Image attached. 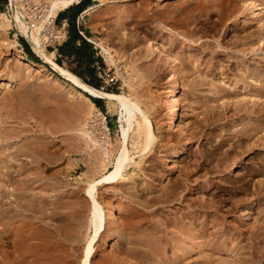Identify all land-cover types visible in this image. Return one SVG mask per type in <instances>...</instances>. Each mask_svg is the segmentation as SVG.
<instances>
[{
    "label": "rangeland",
    "instance_id": "obj_1",
    "mask_svg": "<svg viewBox=\"0 0 264 264\" xmlns=\"http://www.w3.org/2000/svg\"><path fill=\"white\" fill-rule=\"evenodd\" d=\"M48 1H18L19 10L30 26L44 22L39 38L47 35L44 40L47 53L54 54L58 65L88 84L137 98L158 130L157 145L153 146L154 153H150L154 155V160L150 159L152 164L146 163L148 156L141 163V167L147 165L148 172L129 166L124 173L137 174L133 178L139 184L140 195L123 196L118 190L124 187L117 186V182L98 189V199L104 208L114 206L122 213L119 215L120 232L108 225L109 229L95 247L93 264H127L129 260L131 264H233L238 262L236 253L243 246L247 248L243 247L238 257L255 254L259 264H264L263 236L257 237V229L260 230L257 225L264 223V146L250 148L247 152L237 146L242 142L244 147L251 146L257 139L255 136L238 142V131L251 120L248 111L264 103V98L257 95L259 84H252L243 72L247 66L262 65L264 69V59L260 60L264 57V45L258 39L251 43L247 40L250 34L257 35L264 23V4L258 5L264 0H80L54 19L47 16ZM2 15L11 24H4ZM13 19L10 0H0V141L4 143L0 142V155L5 150L0 161L11 160L10 142L18 147L27 145L20 148L25 152L24 161L29 155L23 163L28 162L30 170L20 161L28 170L24 169L26 175L20 176L26 186L20 190L12 184L0 188L1 194L6 191L0 200L13 203L15 195L23 205L22 214L16 219L2 220L4 224L8 221L7 232L0 222V264H82L87 242L93 235L91 203L85 188L91 179L109 169L100 164L103 150L110 147L111 160L119 153L123 137L121 109L114 111L106 99L90 97L96 109L89 115L79 114L81 103L80 109L90 107L89 102L75 96L81 90L74 88L73 93L69 82L57 79L60 76L44 61ZM64 33L66 40L61 43L57 36ZM150 45L155 48L154 53L148 51ZM167 59L174 60L179 72L182 98L179 121L184 126L183 132L173 131L170 135L163 101L168 88V62L172 61ZM9 76L13 77V82L7 81ZM81 122L91 125L94 131L91 137L102 148L84 139L85 124ZM3 126L10 128L11 131L7 128L10 133L14 132L6 141L3 138L9 132H4ZM171 136L175 138L170 140ZM259 136L264 138V130ZM140 147L130 139V155L136 161H140ZM226 151L231 152L230 167L212 175L202 172L205 176L198 181L197 176H190L187 188L180 190L182 201H152L167 188L183 182L184 172L192 170L195 174L204 162L214 168L217 161L206 162L207 154L215 153L217 160ZM257 154L263 159L262 172L252 181L247 175L257 164ZM169 158L173 160L168 162ZM247 178L252 181L249 190L253 192L243 188L241 194L238 187ZM259 180L262 183L260 194L253 189L254 181ZM148 182L156 184L155 192L142 191ZM197 183L199 186H194ZM206 224H209L208 233L203 231ZM110 240L115 241V246L104 250ZM221 243L226 244L228 251Z\"/></svg>",
    "mask_w": 264,
    "mask_h": 264
},
{
    "label": "bare ground",
    "instance_id": "obj_2",
    "mask_svg": "<svg viewBox=\"0 0 264 264\" xmlns=\"http://www.w3.org/2000/svg\"><path fill=\"white\" fill-rule=\"evenodd\" d=\"M18 1L19 0H10V2H11V7H12V11H13V20H15V22H16V24H17V27L19 28V30L24 34V36L26 35L28 38H29V40L30 41H32L33 43H34V45H35V47H36V51H38V53L42 56V58L44 59V61L46 62V63H48L49 65H50V67L60 76V78L58 77L57 79H59L60 81H62V82H65V81H67V82H69L70 83V85H72L73 87H72V89L71 90H74V88H76V89H79V90H81L80 92H76L75 93V96H78V97H80L81 99H83V100H85V101H87V102H89V109L88 110H85V109H80L81 108V105H82V103H81V105L78 107L79 108V114H84V113H86V114H90L91 113V111H92V109L94 110V109H96V107H95V103L90 99V97H95V98H100V99H106L107 101H108V103H109V105H111V109L113 108L114 109V111H119V109H121V120L120 121H122V123H123V125H122V134H123V137L121 138V141H120V146L118 147L119 148V153L115 156V158L113 159V160H111V155H110V151H109V149H110V147L109 148H107L105 145V149L103 150L104 152H103V157L100 159V164H102V166L104 167V168H108V166H109V169L108 170H106V171H104L98 178H93V179H91L90 181H89V183H88V185L86 186V188H85V193H86V196L90 199V205H91V218H90V224H91V226H92V229H93V235H91L90 236V238H89V240H88V242H87V247H86V249H85V253H84V257H83V261H82V264H93V260H94V257H95V247L97 246V243L101 240L100 238L102 237V234L107 230V228L109 229V226H110V224L112 225V228L114 229V230H116V231H119L120 229V226H121V224H120V220H119V215L122 213L121 212V209H116L114 206H110L109 208H107V209H105L104 208V206L101 204V202L99 201V199H98V189H99V187H101V186H104V185H106V184H114V183H116L117 182V186H119V185H122L124 188H120L121 190H118V191H121L122 192V194H123V196L125 195V194H128V196H129V194L131 195H133V194H135V195H138L139 193V184H137L138 182H136L135 180H134V178H133V176H136L134 173V175L132 176V173H131V175H125L126 174V170L129 168V166H134V168L135 169H139L140 167H141V163L143 162V160L145 161V157H147L148 156V158H146L147 160H146V163L147 162H150L151 163V161L152 160H150V159H153L154 157V155L152 156V154H150V153H154L153 152V146L155 145H157V144H155V142H156V140H158L157 139V135H156V133H157V128H156V126L154 125V123H153V121L150 119V117L148 116V114H147V112L146 111H144L141 107H140V101L138 102V100L136 101V99L134 100L133 98H131V97H128L126 94L124 95V94H119V93H110V92H106V91H103V90H101V89H98V88H96V87H94V86H92V85H90V84H88V83H86L82 78H80L79 76H77L76 74H74V73H72L71 71H69V70H67V69H65V68H63L62 66H60V65H58L55 61H54V59H53V56H54V54H49V53H47V49H46V43L44 42V40H45V38L47 37V35L45 36L44 35V37L42 38V39H40L39 38V36H40V34L43 32V29L45 28V26H44V22H42V23H40V25H37V24H31L32 26H30L27 22H26V19L24 18V14L19 10V7H18ZM261 1V0H260ZM80 2V0H49L48 1V3H49V10H48V12H47V16H49V18L50 19H54V18H56L61 12H63V11H65V10H67L68 8H70L71 6H73V5H75V4H77V3H79ZM250 2V1H249ZM21 3V2H20ZM251 3V2H250ZM264 4V1H261V3L260 4H258V5H263ZM255 7L257 6V5H254ZM253 6V7H254ZM264 7V6H263ZM263 7H261L260 9H262ZM263 11V10H262ZM252 13H254V10H253V12ZM262 13V12H261ZM263 15V14H262ZM4 18V24H7V25H9V19L5 16V15H2ZM30 17V16H29ZM28 17V18H29ZM2 18V17H1ZM31 18H32V16H31ZM263 18V17H262ZM260 19V18H259ZM264 21V20H263ZM33 22V21H32ZM13 23V22H12ZM30 23V22H29ZM259 23V22H258ZM11 24V23H10ZM262 24V23H261ZM260 27V26H259ZM258 32V31H257ZM252 33V32H251ZM58 37V40L62 43V42H64L65 40H66V34L64 33V34H62L61 36H57ZM258 39V41H260L263 45H264V23L262 24V26H261V28H259V33L257 34V35H255L254 33L253 34H250L249 35V37L247 38V40L251 43V42H253V41H255V40H257ZM243 41V40H242ZM249 43V44H250ZM42 47V48H41ZM252 47V46H251ZM254 47V46H253ZM263 47V46H262ZM264 49V48H263ZM249 50V49H248ZM106 51V50H105ZM148 51H151V52H155V48L154 47H152L151 45L149 46V50ZM244 51V50H243ZM261 51H262V49H261ZM246 52V51H245ZM248 52V51H247ZM250 52H254V51H250ZM255 52L257 53V51L255 50ZM258 55V54H257ZM261 55V54H260ZM261 56H263V55H261ZM168 58V57H167ZM170 58V57H169ZM264 59V57H260V60H263ZM169 60H172V59H167L166 61H169ZM264 61V60H263ZM25 66H28L29 64L28 63H25L24 64ZM31 66V65H30ZM244 66V65H243ZM262 66V65H261ZM261 66H247V68L245 67V69L243 70V72H244V75H246V77L249 79L250 78V82L252 83V84H254V83H258L259 85H257V90H259V93L257 92V95L259 94V96L261 97V98H264V69L261 67ZM18 73V72H17ZM16 74V73H15ZM14 76V75H13ZM242 77V76H241ZM240 78V77H239ZM13 80V77L11 76H9L8 78H7V81H12ZM13 82V81H12ZM167 83H168V88H166V95H164L165 97H164V99H163V101L165 102V107H166V125H167V127H168V129H169V135L171 134V132H183V123H182V121H179V108L181 107V104H182V98H181V96H180V90H181V85H180V82H179V72H178V69H177V67L174 65V60H172V61H169L168 62V75H167ZM256 85V84H255ZM254 86V85H253ZM250 87H252V85H250ZM254 88H255V86H254ZM255 91V90H254ZM73 93L75 92V90L74 91H72ZM212 92V91H211ZM255 93V92H254ZM259 96L257 97V98H259ZM23 98V97H22ZM30 98H32V97H30ZM35 98V97H34ZM29 99V98H28ZM259 100V99H258ZM12 101H14V100H12ZM21 101H23V100H21ZM27 101V100H26ZM35 101V100H34ZM263 101V100H262ZM29 102V101H28ZM28 102H26L27 103V105H28ZM33 102V101H32ZM23 103H24V101H23ZM21 104V105H24V104ZM25 103V104H26ZM34 103V102H33ZM263 103V102H262ZM262 103H260L259 104V106L257 107L256 106V109L254 110V111H248V114H249V116H250V121L249 122H247V123H243L242 122V124H244L243 125V128L241 129V130H239L238 132H239V134H238V136H239V140H238V142H242V141H245V139H249L250 137H254L255 138V136H257V139L255 140V142L251 145V146H246V147H244L243 146V142L242 143H240V144H238L237 146L238 147H242L243 148V152H247L250 148H253L254 149V147H256V148H260L262 145L264 146V141H263V137L262 136H259V134L260 133H262V131L264 130V107H263V104ZM19 103H17V105H18ZM35 104V103H34ZM33 104V105H34ZM38 104V103H37ZM33 105H30V106H33ZM20 106V105H19ZM35 106H36V104H35ZM38 106V105H37ZM84 106V105H83ZM23 107V106H22ZM29 107V106H28ZM28 107H26V108H28ZM34 107V106H33ZM74 107V106H73ZM250 107V106H249ZM255 107V106H254ZM25 108V109H26ZM36 108H38V107H36ZM248 108V107H247ZM25 109H23V110H25ZM28 109H30V107L28 108ZM35 109V108H34ZM146 109V108H145ZM32 110V109H31ZM72 110H73V108H72ZM1 111V110H0ZM33 111V110H32ZM36 111V110H35ZM21 112V111H20ZM37 112H38V110H37ZM36 112V113H37ZM94 112V111H93ZM98 112V111H97ZM72 113H74V112H72ZM76 113H78V110H76ZM95 113V112H94ZM119 113V112H118ZM138 115H141L140 117L142 118V120L141 121H139L138 119ZM32 116V115H31ZM33 117V116H32ZM77 117H79L78 115H77ZM88 117V116H87ZM208 117V116H207ZM91 118V117H90ZM83 119V118H82ZM88 119V118H87ZM84 120V119H83ZM243 121V120H242ZM82 122H84V121H82ZM81 122V123H82ZM137 123V124H136ZM193 123V122H192ZM241 123V122H240ZM239 123V124H240ZM83 124V123H82ZM85 124V125H84ZM83 125V127H84V130L82 131V134H83V136L85 137L84 139H87V140H90L89 142H93L94 143V145L96 146V147H98V146H100V148H102L101 147V145H100V143H97L98 141L96 140V141H94V138H92L91 137V134L93 135L94 133V131H92L91 129H90V127H91V125L89 126V123H84ZM91 124V123H90ZM235 124V123H234ZM75 125V124H74ZM237 125V124H236ZM241 125V124H240ZM135 126H137V128L135 129ZM6 127V126H5ZM42 127V126H41ZM81 127V126H80ZM93 127V126H92ZM157 127H159V125L157 126ZM235 127V126H234ZM238 127V126H237ZM1 128V127H0ZM3 128H4V126H3ZM2 128V129H3ZM8 128V127H7ZM7 128H4V132H9V135H7L6 133H4L3 131V133L4 134H6L5 136V138H3V139H5L4 141H6V140H8L7 138H12L14 135L12 134V133H14V132H12V133H10V131H11V129L10 128H8L10 131H8V129ZM12 128H14V127H12ZM23 128V127H22ZM82 128V127H81ZM94 128V127H93ZM25 129H27V128H25ZM78 129H80V128H78ZM187 129V128H186ZM6 130V131H5ZM19 130V129H18ZM162 130V129H161ZM20 131V130H19ZM22 131H24V130H22ZM80 131H81V129H80ZM225 131L226 132H229L227 129H225ZM0 132H1V130H0ZM16 132H18V131H16ZM234 132V131H233ZM236 132V131H235ZM237 132V133H238ZM23 133V132H22ZM4 134H1L2 136H4ZM12 134V137L10 136ZM81 134V135H82ZM133 134H134V136H133ZM21 135V134H20ZM159 136V135H158ZM16 137V136H15ZM215 137H216V135H215ZM2 137H0V139H1ZM169 138V137H168ZM175 137H170V140L172 139H174ZM130 139H132L133 140V142H135L136 143V145L137 146H140L141 145V155H139L140 157H138V159L140 158V161L138 160V161H136V158H134V157H131V155H130V150L131 149H129V142H130ZM10 140L11 139H9V141L8 142H10ZM162 140V139H161ZM3 141V140H2ZM23 142H24V140H22ZM1 142V141H0ZM22 142V143H23ZM32 142V141H31ZM86 142V141H85ZM1 143H3V142H1ZM29 143V142H28ZM39 143V142H38ZM252 143V142H251ZM4 144V143H3ZM2 144V145H3ZM10 145V147H11V152H12V154H10L9 156H12V158L11 157H8V158H11V160L9 161V162H7V161H4V160H1L0 161V188H2V186L3 187H5L4 185H8V187H9V185H11L12 184V186L13 187H15V189H18V190H20V189H22V187L26 184V181L24 180V178H23V180H22V178L20 177V176H22V177H24L22 174H24V173H27L28 172V170L27 169H25V167H24V165L27 167V163L28 162H26V164H24L23 163V156H22V154L24 155V151H23V153L21 152V148L20 147H24V146H20V147H18L17 145H15V144H13V145H11V142L9 143ZM21 144V142L19 143V145ZM27 144V143H26ZM31 144H33V143H31ZM30 144V145H31ZM36 144H37V142H36ZM88 144V143H87ZM91 144V143H90ZM1 145V144H0ZM15 145V146H14ZM22 145V144H21ZM160 145V144H159ZM36 146V145H35ZM89 146V145H88ZM92 146V145H91ZM110 146V145H109ZM25 147H27V145L25 146ZM24 147V148H25ZM28 147H30L29 145H28ZM31 148V147H30ZM30 148L28 149V148H26V149H28L29 151H30ZM32 148H35L34 146L32 147ZM37 148H39V147H37ZM91 148V147H90ZM140 148H139V150H140ZM158 148H160V147H158ZM157 148V149H158ZM7 149H8V147H7ZM6 149V150H7ZM78 149V148H77ZM137 149V148H136ZM135 149V150H136ZM156 149V150H157ZM25 150V149H24ZM41 150V149H40ZM79 150V149H78ZM133 151H134V149H132ZM164 150V149H163ZM228 150V149H227ZM238 150V149H237ZM35 152L37 151L36 149L34 150ZM34 151H32L33 152V154L35 153ZM150 151H152V152H150ZM4 153H5V150L3 151ZM3 152H2V154H3ZM7 152V151H6ZM26 152H27V150H26ZM40 152V151H39ZM44 152V151H43ZM42 152V153H43ZM134 152H136L137 153V151H134ZM237 152V151H236ZM30 153V152H29ZM101 153V152H100ZM112 153V152H111ZM114 153H116V152H114ZM238 153V152H237ZM2 154L0 155V156H2ZM7 154V153H6ZM9 154V153H8ZM28 154V153H27ZM31 154V153H30ZM40 154V153H39ZM97 154V153H96ZM150 156H149V155ZM168 154H169V152H168ZM170 154H177V153H170ZM214 154V155H213ZM213 154H207V159H206V162H211V163H213L214 161H217V164L214 166V168H211V167H209V166H207V164L204 162L203 164H200L199 165V169L195 172V174L193 173V171L191 172V171H186V172H184V174H183V177H184V180H183V182H181V183H179L177 186H175V187H171V188H167L165 191H164V193L162 194V195H159V196H155L153 199H152V201H154V203H158V202H161V201H167V202H169V201H179V200H181V197H179V194L181 193V189L182 190H185V188H187V186L189 185V183L188 182H191V181H189L190 180V176H197L196 177V181H198L201 177L203 178V175L204 174H201L202 172H204V173H207V174H216V173H221V172H223V171H225V169L226 168H228L227 166H229L230 167V165H228V160H229V156H230V154H231V152L230 151H226L225 153H223L224 155H222V156H220L219 158H217V160H215V158H216V156H215V153H213ZM112 155L114 156L115 154H113L112 153ZM7 156V155H6ZM28 156L29 155H27V159H28ZM33 156V155H32ZM32 156H30V158L32 157ZM37 156V155H36ZM102 156V155H101ZM132 156H133V154H132ZM171 156V155H170ZM206 156V155H205ZM215 156V157H214ZM218 156V155H217ZM4 157H5V154H4ZM25 157H26V154H25ZM24 157V158H25ZM32 158H34V157H32ZM256 158V162H257V164H256V166L255 167H252V168H250L251 170H250V172H249V174L247 175V177L249 176V177H251V180L253 181V179H255V178H257L258 176H260V174H261V172H262V158H261V156L260 155H258L257 154V156L255 157ZM0 159H1V157H0ZM27 159L25 160V161H27ZM32 160V159H31ZM37 160V159H36ZM148 160H150V161H148ZM154 160V159H153ZM157 160V159H156ZM173 159H171V158H169L168 159V162H170V161H172ZM20 161H22V163L24 164H22ZM24 161V162H25ZM35 161V160H34ZM155 163H156V161H154ZM198 162V161H197ZM11 163V164H10ZM34 163V162H33ZM32 164V163H31ZM152 164V163H151ZM154 164V163H153ZM157 164V163H156ZM189 164V163H188ZM197 164V163H196ZM144 165V164H143ZM155 165V164H154ZM145 166H147V165H145ZM145 166H142L140 169L141 170H147V168L145 167ZM157 166V165H156ZM28 167H29V165H28ZM27 167V168H28ZM153 167H155V166H153ZM150 168V167H148L149 169H154V168ZM158 167V166H157ZM30 168V167H29ZM28 168V169H29ZM35 168V167H34ZM37 168V167H36ZM132 168V167H131ZM27 170V172H24L23 173V170ZM113 169V170H112ZM134 169V170H135ZM137 169V170H138ZM248 169H249V167H248ZM24 170V171H25ZM30 170V169H29ZM32 170V169H31ZM145 170V171H146ZM183 170H185V169H183ZM33 171V170H32ZM31 171V172H32ZM153 171V170H152ZM30 172V174H32ZM131 172H133V171H131ZM139 172H144V171H139ZM147 172H148V170H147ZM125 173V174H124ZM130 173V172H129ZM135 173H136V171H135ZM128 174V173H127ZM145 174V173H144ZM24 175H26V174H24ZM28 175V174H27ZM32 176V175H31ZM205 176V175H204ZM30 177V176H29ZM190 177V178H189ZM20 180H19V179ZM27 178V176L25 177V179ZM132 178H133V180H132ZM28 179V178H27ZM26 179V180H27ZM32 179H34V178H32ZM246 178H244V180H245ZM248 179V178H247ZM29 180V179H28ZM180 180V179H179ZM195 180V179H194ZM201 180V179H200ZM249 181V179L245 182L244 181V183L242 184V186L241 187H238L240 190H239V192L244 188V189H248L249 190V188H250V186H252L251 184H252V181ZM30 181V180H29ZM32 181V180H31ZM150 181V180H149ZM234 181V180H233ZM234 182H238L237 180L236 181H234ZM255 182V184H253V186H254V190H255V193H259L260 192V190H261V187H262V183H261V181L259 180L258 182H256V181H254ZM28 183H30V182H28L27 181V184ZM32 183V182H31ZM35 183V182H34ZM33 183V184H34ZM36 183H38V182H36ZM35 183V184H36ZM200 183V182H199ZM199 183H197V184H195L194 186H199ZM228 183V182H227ZM32 184V185H33ZM34 184V185H35ZM235 184H237V183H235ZM239 184H241V183H239ZM156 185V184H155ZM155 185L153 184V182H148V185L143 189L142 188V191L144 190V191H148V193L150 194V193H153V192H155ZM191 185V184H190ZM26 186V185H25ZM227 186V185H226ZM233 186V185H232ZM239 186V185H238ZM144 187V186H143ZM31 188V187H30ZM164 188V187H163ZM199 188H202V187H198V189ZM234 188V187H233ZM235 188H237V186H235ZM237 188V189H238ZM32 189V188H31ZM198 189H197V191H198ZM215 189H217V187L215 188ZM228 189V188H227ZM231 189H232V187H231ZM2 190V189H1ZM141 190V189H140ZM163 190V189H162ZM27 191V190H26ZM25 191V192H26ZM30 191V190H29ZM226 191V190H225ZM229 191H230V189H229ZM228 191V192H229ZM250 191H252V190H249V193H250ZM262 191V190H261ZM2 193H3V191H1ZM6 191H4V193H5ZM161 192V191H160ZM232 192V191H231ZM253 192V191H252ZM251 192V193H252ZM3 193V194H4ZM241 193V192H240ZM243 193V192H242ZM241 193V194H242ZM247 193V192H246ZM3 194H1L0 193V196L1 195H3ZM214 194V193H213ZM230 194H232V193H230ZM236 194V193H235ZM260 194V193H259ZM4 195H6V194H4ZM9 195V194H8ZM12 195V194H11ZM10 195V196H11ZM20 195V194H19ZM140 195V194H139ZM215 195V194H214ZM249 195V194H248ZM251 195V194H250ZM126 196V195H125ZM234 196H236V195H234ZM233 196V197H234ZM251 196H254V195H251ZM257 196V195H256ZM259 196V195H258ZM3 197V196H2ZM12 197V196H11ZM17 197V196H16ZM19 197V196H18ZM134 197H136V196H134ZM148 196H146V198H147ZM222 197V196H221ZM9 198V197H8ZM15 199V201H13L12 199ZM13 198H10L11 199V201H13V203L11 202V203H9V202H7L6 203V201L5 202H3L4 201V199H3V201L2 200H0V222H2V220H10V221H13L14 219H16L18 216H19V214L22 212V208H23V205L21 204V200H20V202H18L19 200L18 199H16L15 198V195H14V197ZM20 198V197H19ZM128 198V197H127ZM130 198V197H129ZM133 197L131 196V199H132ZM22 199V198H21ZM143 199V198H142ZM18 200V201H17ZM261 200V199H260ZM182 201V200H181ZM208 202V201H207ZM239 202H240V200H239ZM239 202H236V203H239ZM205 203H206V201H205ZM216 203V202H215ZM234 204V205H237V204ZM202 204V203H201ZM207 204V203H206ZM212 204V203H211ZM220 204V203H219ZM218 204V205H219ZM204 205V204H203ZM233 205V206H234ZM238 205H240V204H238ZM208 206V205H207ZM209 206H211V205H209ZM209 206H208V208H209ZM152 207V206H151ZM122 208V207H121ZM155 208V207H154ZM203 208V207H202ZM215 208V207H214ZM221 208V207H220ZM219 208V209H220ZM264 207H262V209H263ZM124 209V208H123ZM158 209V208H157ZM204 209V208H203ZM217 209V208H216ZM222 209V208H221ZM229 209V208H228ZM227 209V210H228ZM235 209H237V207L235 208ZM235 209H233V211L235 210ZM230 210V209H229ZM203 211V210H202ZM231 211H232V209H231ZM154 212V211H153ZM218 212V211H217ZM204 213V212H203ZM22 214V213H21ZM161 214V213H160ZM197 214V213H196ZM202 214V213H201ZM223 215V214H222ZM169 216V215H168ZM184 216H186V215H184ZM155 217V216H154ZM218 217V216H217ZM224 217V216H223ZM262 217V216H261ZM179 218H181V217H179ZM183 218V217H182ZM186 218V217H185ZM221 218V217H220ZM175 219V218H174ZM196 219V218H195ZM192 221V220H191ZM220 221V220H219ZM218 221V222H219ZM264 221V220H263ZM262 221V222H263ZM178 222V221H177ZM259 222H261V221H259ZM3 224H4V222H2ZM169 223V222H168ZM221 223V222H220ZM222 223H224V222H222ZM1 224V223H0ZM6 225H8V221H7V223H5ZM5 224H4V227L5 228H3V231H5L6 230V226H5ZM11 224V223H10ZM174 224V223H173ZM262 224V223H261ZM109 225V226H108ZM178 225V224H177ZM186 225V224H185ZM207 225V226H206ZM206 225H204L205 226V228L203 229V231L204 232H207L208 231V226H209V224H206ZM210 225H212V224H210ZM217 225V224H216ZM263 225H264V223H263ZM263 225H261V226H259V225H257L258 227H260V230L259 229H257L258 231V234H257V237H261V236H263V238L261 239L263 242H264V231L263 230H261L262 228V226ZM158 226V225H157ZM179 226V225H178ZM182 226V225H181ZM181 226H180V228H181ZM213 226V225H212ZM214 226H215V224H214ZM256 226V227H257ZM111 227V226H110ZM185 227V226H184ZM183 227V228H184ZM257 227V228H258ZM264 227V226H263ZM160 228V227H159ZM112 229V230H113ZM119 229V230H118ZM185 229V228H184ZM183 229V230H184ZM222 229V228H221ZM221 229H219V230H221ZM264 229V228H263ZM1 231V230H0ZM260 231V232H259ZM263 231V232H262ZM6 232H7V230H6ZM120 232V231H119ZM182 232H184V231H182ZM204 232H203V234H204ZM214 232V231H213ZM242 232V231H241ZM208 233V232H207ZM206 233V234H207ZM229 233V232H228ZM244 233V232H243ZM259 233H261L260 235H259ZM209 234H210V232H209ZM242 234V233H241ZM188 235V234H187ZM190 235V234H189ZM216 235V234H215ZM232 235V234H231ZM214 236V235H213ZM241 236H243V235H241ZM255 236H256V231H255ZM226 237V236H225ZM206 238V237H205ZM240 238V237H239ZM243 238V237H242ZM249 238V237H248ZM231 239H233V238H231ZM235 239V238H234ZM233 239V240H234ZM257 239V238H256ZM259 239V238H258ZM257 239V240H258ZM213 240V239H212ZM212 240H211V242H212ZM225 240H226V238H225ZM242 240V239H241ZM240 240V241H241ZM244 240V239H243ZM256 240V241H257ZM261 240H259L260 242H261ZM171 241V240H170ZM169 241V242H170ZM219 241V240H218ZM239 241V242H240ZM251 241V240H250ZM166 243V242H165ZM213 243V242H212ZM229 242L227 241L226 242V244L227 245H229L228 244ZM198 244V243H197ZM208 244V243H207ZM216 244V243H215ZM214 244V245H215ZM222 244H223V248H225V245H224V243H221V246H222ZM239 244V243H238ZM204 245V244H203ZM236 245V244H235ZM240 245V244H239ZM261 245V244H260ZM115 246V241L114 240H110V241H108L105 245H104V250L105 249H110V248H112V247H114ZM216 246H218L219 247V245H216ZM215 246V247H216ZM220 246V247H221ZM234 246V245H233ZM248 246V245H247ZM250 246V245H249ZM248 246V247H249ZM255 246H257L256 244H255ZM254 246V247H255ZM160 247V246H159ZM185 247V246H184ZM219 247V248H220ZM227 247V246H226ZM230 247V246H229ZM232 247V246H231ZM236 247H238V246H236ZM240 247H242V245L240 246ZM243 247H245V246H243ZM242 247V248H243ZM251 247V246H250ZM254 247H252L253 248V250L255 249ZM258 247V246H257ZM207 248V247H206ZM212 248V247H211ZM242 248H240L241 250H239V251H241V253H243L242 251ZM245 248H247V247H245ZM244 248V249H245ZM252 248H251V250H252ZM263 248V247H262ZM96 249H98V248H96ZM152 249H154V248H152ZM181 249H182V247H181ZM216 249H218V248H216ZM216 249H214V250H216ZM220 249H222V248H220ZM226 250H227V248H225ZM248 249H250V248H248ZM248 249H247V251H248ZM157 250V249H156ZM256 250H259V249H256ZM154 251H155V249L153 250V253H154ZM181 251V250H180ZM187 251V250H186ZM222 251V250H221ZM228 251V250H227ZM235 251V250H234ZM237 252L236 254L237 255H240V252ZM255 251V250H254ZM260 251V250H259ZM264 251V250H263ZM178 252V251H177ZM229 252H231V251H229ZM245 253V252H244ZM257 254H258V252H256ZM260 253V252H259ZM264 253V252H263ZM246 254H248L247 252H246ZM236 255V259H238V262L236 261V262H234L233 263V261H232V263L233 264H248V263H250V264H259V262H258V260H256V258H255V254L253 255V257H251L252 255H250V253L247 255V257H245V255H243V254H241V257L239 256H237ZM257 256H259V255H257ZM263 256V257H262ZM261 257H262V259H264V255H262ZM206 257V256H205ZM115 258V257H114ZM120 258V257H119ZM231 258V257H230ZM233 258V257H232ZM111 259V261L113 260V258H110ZM235 259V260H236ZM257 259H260L259 257H257ZM116 260V259H115ZM120 260V259H119ZM256 260V261H255ZM114 261V260H113ZM118 261V260H117ZM126 261V260H125ZM128 261V260H127ZM126 261V262H127ZM227 261V260H226ZM230 261H231V259H230ZM261 261V260H260ZM119 262V261H118ZM123 262H124V260H123ZM128 263H130V260L128 261ZM127 263V264H128ZM134 263V262H133ZM131 264V263H130ZM261 264V263H260Z\"/></svg>",
    "mask_w": 264,
    "mask_h": 264
},
{
    "label": "trees",
    "instance_id": "obj_3",
    "mask_svg": "<svg viewBox=\"0 0 264 264\" xmlns=\"http://www.w3.org/2000/svg\"><path fill=\"white\" fill-rule=\"evenodd\" d=\"M83 43H86V42L83 40Z\"/></svg>",
    "mask_w": 264,
    "mask_h": 264
}]
</instances>
